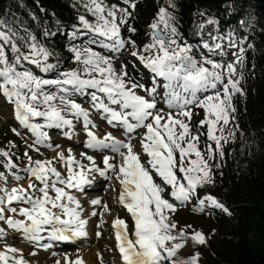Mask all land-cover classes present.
<instances>
[{
  "label": "snow or ice",
  "instance_id": "obj_1",
  "mask_svg": "<svg viewBox=\"0 0 264 264\" xmlns=\"http://www.w3.org/2000/svg\"><path fill=\"white\" fill-rule=\"evenodd\" d=\"M122 2L127 7L106 0H76L73 6L83 11L70 35L74 39L87 35L88 40L69 47L77 66L55 80L43 79L24 67L28 63L48 72L56 67L51 62L54 52L26 29L18 30L0 21V95L12 106L14 119L35 138L28 147L43 155L38 145L54 147L45 128L65 129L64 135L70 139L74 121H82L87 136L85 146L100 154L103 165L97 164L96 156L84 152L77 159L71 148L43 159L33 158L26 150L27 163L21 169L9 152L0 149L8 172H0V221L6 225L0 227V242H4L0 264H27L22 250L5 242L7 229L32 242H39L45 232L59 240L86 238L88 220L82 215L83 206L73 190L83 191L91 183L93 173L105 178L112 174L119 184L117 203L131 216V228L119 215L111 220L123 264H199L201 253L194 249L205 245L208 237L191 224L181 225L175 220L176 210L195 198L193 212L211 214L212 209H218L231 215L208 188L215 183L213 167H219L210 162L217 155L222 159L223 144L234 139L233 131L224 135V127L234 119L233 96L244 95L239 86L243 75L237 76L236 68L243 64V41L238 44L228 34V47L239 49V54H233L234 61L221 62L204 56L197 59L191 44L186 40L180 43L173 11L175 0H164L148 25L149 42L140 47L121 32L133 15L136 0ZM215 23L209 18L198 28ZM127 30L137 31L130 25ZM211 39L213 43L205 41L203 47L209 52L223 51L222 44L216 42L223 38ZM97 47L110 54L97 51ZM129 48L130 55L152 73L151 88L129 76L127 63L122 62L119 69L114 66L116 54L122 55ZM161 86L162 96L158 92ZM80 96L89 97V108L77 102ZM158 97L168 111L157 107ZM194 107L204 113L195 131L190 123ZM93 112L124 138L112 131L98 135L93 130L98 127L91 119ZM37 118L43 123H36ZM205 125V147L201 149L200 129ZM12 131L21 135L15 127ZM137 134L140 139L133 143ZM55 148L60 149V145ZM21 171L25 173L23 177L19 175ZM9 175L16 182L10 188ZM21 180L27 181V187ZM90 204L102 209L101 218L104 211L112 212L99 198L91 199ZM91 215H97L95 208ZM96 235L101 233L97 231ZM189 246L193 251L181 258L178 253ZM64 261L85 264L79 256L71 261L65 255Z\"/></svg>",
  "mask_w": 264,
  "mask_h": 264
},
{
  "label": "trees",
  "instance_id": "obj_2",
  "mask_svg": "<svg viewBox=\"0 0 264 264\" xmlns=\"http://www.w3.org/2000/svg\"><path fill=\"white\" fill-rule=\"evenodd\" d=\"M75 2L0 0V21L35 35L54 52L51 62L75 68L77 64L71 63L73 54L67 41L49 39L59 27L73 30L78 14L83 11L73 6ZM163 3L164 0L158 3L145 0L136 4L134 36L140 45L149 42V30L144 27ZM175 3L173 11L180 34L198 25L192 13L200 16L210 12L220 19H233L238 32L252 40L241 66L244 77L240 87L244 95L239 96L232 114L234 119L224 127V135L233 131L234 139L223 144L224 157L217 155L213 162L219 167H213L215 183L208 188L231 215L222 213L212 219L213 224L206 229L207 243L198 251L201 264H264V0H175ZM4 161L0 155V172L4 171ZM203 194L201 189L200 195Z\"/></svg>",
  "mask_w": 264,
  "mask_h": 264
},
{
  "label": "rangeland",
  "instance_id": "obj_3",
  "mask_svg": "<svg viewBox=\"0 0 264 264\" xmlns=\"http://www.w3.org/2000/svg\"><path fill=\"white\" fill-rule=\"evenodd\" d=\"M206 42H208L210 44L211 42V37H207L206 38ZM129 55H130V48L127 49V52L124 53V56H120L119 58L115 59L114 62V66L119 69L121 66V63H129L130 59H129ZM123 57V58H122ZM134 62H132L133 64ZM195 111V110H194ZM197 121V119H196ZM14 122V116H12L11 114V110H10V106H4L2 104V102L0 101V149L9 152L10 156L14 155V157H16L18 159V161L20 162L22 168L24 167V165L27 163L26 158L24 157V152L27 150L28 154L33 156V158H51L52 156L47 154L46 151L42 152L43 155H40V157H38L39 154L33 153L30 149H28L27 144L24 142V140L22 139L21 136H16L14 134L13 131H11V123ZM191 123V122H190ZM192 124V123H191ZM55 136V135H53ZM52 136V137H53ZM72 149V151L75 152H79V148L78 147H70ZM61 149H68V145L64 148ZM52 154V153H50ZM59 165H57L58 167ZM59 168V167H58ZM11 177V176H10ZM114 179V178H113ZM14 183V181H12L10 184ZM16 183V182H15ZM9 184V186H10ZM26 184H24L25 186ZM27 187V186H25ZM110 188L113 189V184L110 183ZM196 202L195 200H193V202L189 203L187 206L185 207H180L176 210L175 214H174V219L179 221L181 225L188 223L191 224L194 227H196V230H205L206 228L208 229L209 226L211 224H213L212 220H210L211 216H206V213H199V212H193L192 209L193 207H195ZM112 209V208H111ZM112 214H116L115 211H112L110 213V216H113ZM103 222V221H102ZM105 226L103 227V238L101 240H95L92 241V245L88 248V253H90L91 257L93 258L92 261H94L96 263V259H95V255H94V251L98 248V250H100L103 255H105V257L107 258V262L109 264H117L116 259L113 257L112 255V250H111V245L109 242L110 239V235L109 232L107 230V221H104ZM197 251V246H195V249ZM26 251V250H25ZM191 251H193V248L191 246H189L188 248L181 250L178 255L183 258L186 257ZM42 257L41 254L35 255V259H37L38 261L42 262V259H39ZM46 260L48 256L44 255ZM39 262V264H40ZM97 264V263H96Z\"/></svg>",
  "mask_w": 264,
  "mask_h": 264
},
{
  "label": "bare ground",
  "instance_id": "obj_4",
  "mask_svg": "<svg viewBox=\"0 0 264 264\" xmlns=\"http://www.w3.org/2000/svg\"><path fill=\"white\" fill-rule=\"evenodd\" d=\"M25 186H27V185H25ZM17 218H21V217H17ZM7 231H12V230H8V229H7ZM88 252H89L88 250H84V255L86 256V257H85V258H86V259H85V260H86L85 262H86V263L89 262L90 264H91V263H92V264H96L94 261H92L93 258L91 257L90 253H88ZM94 252H95V251H94ZM40 254L42 255V253H40ZM24 256H25V255L23 254V259H24V260L27 259V258L24 257ZM64 257H65V256H63V259H64ZM95 257H96V254H95ZM68 258H69V260L73 261V257H72V256H68ZM25 261H26V260H25ZM95 261H96V260H95ZM26 262H28V260H27ZM63 263H64V260H63ZM53 264H54V263H53ZM55 264H56V263H55Z\"/></svg>",
  "mask_w": 264,
  "mask_h": 264
}]
</instances>
